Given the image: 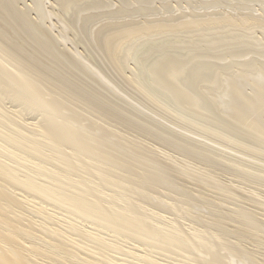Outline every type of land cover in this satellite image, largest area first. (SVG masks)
<instances>
[{
	"label": "bare ground",
	"instance_id": "6f19581e",
	"mask_svg": "<svg viewBox=\"0 0 264 264\" xmlns=\"http://www.w3.org/2000/svg\"><path fill=\"white\" fill-rule=\"evenodd\" d=\"M0 264H264V0H0Z\"/></svg>",
	"mask_w": 264,
	"mask_h": 264
},
{
	"label": "rangeland",
	"instance_id": "374dc122",
	"mask_svg": "<svg viewBox=\"0 0 264 264\" xmlns=\"http://www.w3.org/2000/svg\"><path fill=\"white\" fill-rule=\"evenodd\" d=\"M28 3H29V2H26V4H23V5H24V6H25V5L27 6V5H28ZM20 7H22V5H20ZM32 18H33V16H32Z\"/></svg>",
	"mask_w": 264,
	"mask_h": 264
}]
</instances>
